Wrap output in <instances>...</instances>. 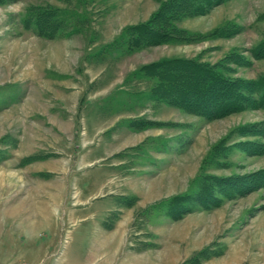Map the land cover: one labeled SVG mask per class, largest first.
<instances>
[{"label":"rangeland","instance_id":"374dc122","mask_svg":"<svg viewBox=\"0 0 264 264\" xmlns=\"http://www.w3.org/2000/svg\"><path fill=\"white\" fill-rule=\"evenodd\" d=\"M173 1L0 0V264H264V108L243 86L264 76V0ZM168 61L251 99L219 118L163 101ZM227 178L256 185L169 215Z\"/></svg>","mask_w":264,"mask_h":264},{"label":"trees","instance_id":"16d2710c","mask_svg":"<svg viewBox=\"0 0 264 264\" xmlns=\"http://www.w3.org/2000/svg\"><path fill=\"white\" fill-rule=\"evenodd\" d=\"M185 1L186 3L190 2L193 6L196 4L195 9L197 7L204 8L199 11V13H204L210 8L224 3L226 0ZM173 3L174 1L172 0L168 8ZM185 7L187 6L183 8ZM156 27L153 28L151 25L147 26L143 24L140 27L131 28V32L137 35L138 41L141 43L146 40L149 44L157 41L158 43L167 42L170 35L165 32H159ZM255 54L257 57L259 56L258 54L264 57V46H260L255 51ZM150 69V73H156L163 83L158 86L157 97L173 105L178 106V103H183L187 108L193 106V108L202 114L205 113L208 116L219 118L242 110L243 107L240 101L251 99L245 97V94L242 93H246L247 90L251 89L257 95V98L253 99V103L257 107L264 108V76L255 81L253 86L243 84L246 91L239 92L236 90V83L225 78L215 68L196 64L195 62L188 63L182 61L175 63L174 61H168L155 65ZM255 185L254 182H247L246 180L237 178L215 179L211 184H204L196 194L187 193L178 195L165 201L166 208L172 218L181 217L186 212L188 213L198 208L210 210L213 207L219 206L222 202L220 196L215 192L214 186L220 188L221 193L225 191L229 198L233 195H244L247 191L255 188Z\"/></svg>","mask_w":264,"mask_h":264},{"label":"bare ground","instance_id":"6f19581e","mask_svg":"<svg viewBox=\"0 0 264 264\" xmlns=\"http://www.w3.org/2000/svg\"><path fill=\"white\" fill-rule=\"evenodd\" d=\"M13 212V211H12Z\"/></svg>","mask_w":264,"mask_h":264}]
</instances>
